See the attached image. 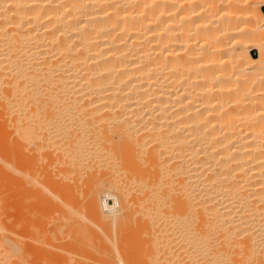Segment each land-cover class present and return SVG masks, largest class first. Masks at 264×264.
Instances as JSON below:
<instances>
[{
  "label": "bare ground",
  "instance_id": "6f19581e",
  "mask_svg": "<svg viewBox=\"0 0 264 264\" xmlns=\"http://www.w3.org/2000/svg\"><path fill=\"white\" fill-rule=\"evenodd\" d=\"M234 1L0 0V137L26 142L34 208L108 224L119 264L135 238L140 264H264V12Z\"/></svg>",
  "mask_w": 264,
  "mask_h": 264
},
{
  "label": "rangeland",
  "instance_id": "374dc122",
  "mask_svg": "<svg viewBox=\"0 0 264 264\" xmlns=\"http://www.w3.org/2000/svg\"><path fill=\"white\" fill-rule=\"evenodd\" d=\"M232 1L233 0H231L229 3H231ZM226 2L228 3V0H226ZM238 2L237 4L239 5L243 4L242 5L243 8L245 7L244 10L248 8L247 6L250 5L251 7L252 5L253 8L251 9L253 12L256 11L255 10L256 8L257 9L261 8L262 11L264 12V0H245V1L239 0ZM228 4L226 7V10L228 11L225 10V12H223L225 14L229 12V9H232L228 6ZM242 6L241 7L239 6V7L242 8ZM250 7L246 9L245 11H243V8H242L241 10L243 12L240 9L238 10L242 12L240 14L241 15L243 14V17H244V13L249 11ZM181 11L183 13H179V14L180 15L182 14V15L180 16L178 14V18L180 19L181 17L184 16V13L186 10L184 11L181 10ZM180 19H177V22H176V26L178 30L182 28V26L183 27L186 26L185 23L183 24V22ZM241 22L239 24L240 27H242V31L240 35L242 34L243 37L238 34L237 36H235V38L229 40L230 44H232L235 41L238 42L240 39L241 40L239 41V43L242 42L241 43L242 46H245L246 45L245 43L247 41L248 43H250L249 42L250 38L244 35L246 26H248L249 24L245 20H243L242 23ZM181 24L182 26H180ZM234 39L235 41H233ZM262 40L263 39H261L260 42H263ZM180 53H183V51ZM251 55L253 57H258V51L252 49ZM225 57L226 58L223 57L224 59L222 58V61L224 60L225 64H227L226 66L229 67V70L226 69L227 67H225L223 70L225 75L226 74L229 75V76L226 75V78H228V82H226L225 85L226 86L230 85L232 88L227 87L224 90V93H225L224 99L226 101H224L225 102L224 105L220 107H223V110L228 109V112L230 109L232 112H234V110H232L234 108L232 107L234 106V104H232V102L230 101L234 100L235 95L233 94L234 93L233 90H232L233 92H231V89H234V87L235 89H239L238 87L240 86L241 88L243 86L247 88V85L249 84L246 85L245 83L246 78L242 77L243 74L240 75V73L230 70L232 60L234 59L233 54L231 55L227 54L225 55ZM227 70L229 71L228 72L229 74L227 73ZM262 74L264 75L263 72ZM234 75L236 76V78L241 77L242 81L237 82L236 78H234ZM244 79H245V82L243 81ZM263 79H264V76H263ZM243 82L245 84H243ZM231 84L235 86L233 87V85ZM259 86H261L260 87L261 92L259 91L261 94L258 92L257 93L258 95H256L257 98L255 94H254L255 97L252 95L251 97L256 98L257 100L259 97L262 96L261 98H259V102L261 103L260 99L264 101V90H263L264 82L263 84H260ZM227 89L228 91H230V93L227 91L229 95L226 93ZM257 107H260V106L257 105ZM257 107L255 109H257ZM260 109L261 108L257 109V111L259 110L258 113L256 110L254 111H256V114L258 115L259 113L260 115H263L264 110L262 109L260 110ZM255 121L257 120L255 119ZM263 121L264 119L262 120V122ZM0 140H1L0 148L2 152V160L0 162V170H1L0 171V199H1L0 200V226H1V238H2V245H3L2 254H3L4 262H6L7 264H18L17 261L19 262V264H108L107 261L110 260L111 262L115 258V260H113V262L111 263L119 264V261H117L116 256H114L113 259L111 258L112 260L108 259L110 256L108 257L104 256L106 254L109 255L110 253H111L110 255H113L114 253L112 252H115L113 250H116V249H113L112 246L110 247V245L108 244L109 243L108 242L109 240L108 224L102 225L101 229H98L94 225H91V231L89 233V238H90L89 240L91 241H89L87 239L88 238L87 236H84V235L82 236L83 229H81V227L79 226L76 227L74 231H71L70 229L68 231L66 230L67 228L63 229L66 225L64 226L63 222L55 218L57 216V212L49 213L48 218H47L46 216L44 217L42 215L45 213L43 209L38 208V207L34 208V205H36V202L34 201V198L31 192V187H30L31 175H30V170H29V158H28V153H27L26 142L20 137L19 134L17 133L15 134L14 132L9 134L8 132H5L4 130L2 131ZM112 201H113L112 199H108V203L110 205L113 203ZM33 211L38 215L37 216L38 219L36 217L35 219H33L32 217ZM56 225L63 226V228L62 227L58 228V226ZM81 236L87 239L90 244L88 243V245L85 246L87 240L86 241L84 240V242L82 243H85V244L83 245L80 241ZM139 240H141V238L139 239L135 238L134 240L131 239V244L133 245L132 247H134V249L130 245L128 251L130 250L132 251L127 252L131 258L130 261L134 260L133 262L134 264L138 263V262H135L136 260H139L140 262L141 260H143L140 257L141 255H138L140 254V250H137L138 254H136L137 252H135L136 250L135 248L139 247L138 246L139 244L138 245L136 244L138 243L137 241ZM62 241L64 243H62ZM82 241H83V238H82ZM107 245L108 247L112 248V250H110V248L108 249L106 247ZM130 247L132 249H130ZM97 248L98 250H102L101 254L104 251L103 255L100 256L99 259H97L98 257L96 258V256H93L95 254L94 251ZM105 248L107 249L105 250ZM106 251H108L109 253L108 252L106 253ZM99 255L100 254H97V256ZM135 256L137 257L139 256L141 259H138L139 258L138 257V258H135L136 259L135 260L134 259Z\"/></svg>",
  "mask_w": 264,
  "mask_h": 264
}]
</instances>
